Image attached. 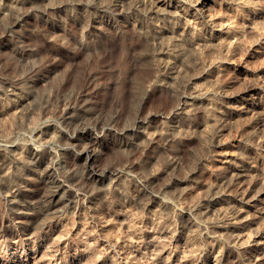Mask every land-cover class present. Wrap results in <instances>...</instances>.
Listing matches in <instances>:
<instances>
[{
	"label": "rangeland",
	"instance_id": "rangeland-1",
	"mask_svg": "<svg viewBox=\"0 0 264 264\" xmlns=\"http://www.w3.org/2000/svg\"><path fill=\"white\" fill-rule=\"evenodd\" d=\"M171 1L172 5H166L164 10L160 9V12H166L158 14L161 19L157 22L161 26L167 23L170 26L176 21L190 30L191 27H196L195 35L199 39L210 38L212 28L209 25L196 23L189 14L180 16L175 12V5L180 2ZM74 5L65 6L66 10L55 11L58 27L54 29L51 38L33 41L24 38L26 41L21 43V46L23 44L43 56L42 65V61H38V68L29 76L38 85L28 87L24 93L23 85L20 86L23 83L19 81L21 73H18V54L12 51L20 28L15 34L0 32V139H17L14 145L19 143L20 146H30L32 133L37 131L35 128L48 116L53 117L54 110L47 111L45 115L41 113L38 107L40 102L52 97L57 89L69 93L76 86L81 88L84 81L81 74L100 68L108 74L97 85L82 88V97H92L93 101L106 104L110 98L118 100L122 105L120 114L123 122L131 113V92L128 91V86L132 84V79L139 78L140 75L147 77V74L154 79L159 74L142 60L144 42L138 28L143 23L147 25L143 16L146 9H142V13L132 9L110 15L102 13V16L91 14L88 19L83 15L85 13L81 6ZM206 9L211 16V26L215 25L213 32L218 36L215 39L212 36L211 45L207 47L195 45L188 50L194 51H191L193 55H189V61L197 56V60L207 64L198 66L196 70H183L180 73L186 79L197 77L194 85L200 89L197 90L202 94L203 102L194 105L193 109L183 115H175L173 119L170 112L174 106L169 93L160 87L148 86L153 79L147 82L149 84H146V91L142 94L145 102L138 108L143 119L152 120L146 131L141 128L138 136L128 142L127 146L120 144L118 132H99L93 134L98 135L99 143L91 156L87 157L78 149L64 158L68 168L78 166L81 172L84 170L85 177L91 179L95 176L98 179L94 182L98 185V191L83 195L84 197L81 195L82 199L72 207L69 199L73 190L66 189L67 192L64 193L62 189L56 196L54 210L48 213L40 209L37 202L42 193L40 174H34L26 186L27 190H22V194L29 199L23 203L24 206H11L7 200V192L0 186V264L18 263H9L8 258L17 244L22 242L26 249L39 250L37 257L41 259L40 264H66L75 254L82 255L78 264H112L113 258L116 259L115 264H202V260L211 257L213 233H209V225L219 221L218 217L225 213L229 217L235 216L228 213V210L230 207L239 208L243 204L240 201L241 195L248 193V198H251L264 185V98L257 105L251 102L255 97H261L264 87V0H207ZM250 9L256 10L257 15H250ZM249 16L251 19H248ZM168 18L174 19V22L170 19L169 23ZM25 19L21 29L24 34L34 36L38 31L49 33L52 30L49 16L42 23H32L33 18L27 16V13ZM162 35L170 44V52L177 53L181 47L171 43L175 41L170 38L171 33L165 29ZM98 41V50H94V43ZM188 50L186 53L190 54ZM175 57L176 54L168 57L163 55L162 61ZM100 59L104 60V67L98 66L97 60ZM6 79L16 81L17 86H10ZM257 86H261V90ZM11 89L14 93L21 94L27 91V99L16 102L15 95L4 94L5 91L13 93ZM54 107L55 104L51 106ZM26 122H29L28 126L25 125ZM48 122L53 124V121ZM41 126L44 127V124ZM53 146L51 144L50 148ZM173 159L178 161L174 170V167H168ZM228 160L235 166L246 165L247 170L242 171V176L227 191L226 194L230 193V196H222L229 201L220 202L208 213L203 212L208 199L214 191L219 190L216 184L225 172ZM108 162L115 163L113 165L116 169L129 165L133 174L140 170L144 174L156 172L161 177V184L175 178L181 182L175 188H158V192H153L160 197H155L149 203L142 200V203V195L135 186L138 178L132 175V170L120 178H116L110 171L98 176ZM151 191V188H147L144 192ZM161 197L168 199L172 205L163 207ZM245 208L250 209L249 220L237 221L243 227L242 241L246 250L251 255H256L253 260L259 257V264H264V237L259 242L256 236L258 230H264V218L258 217L255 207ZM61 210H65V213L62 217H57L62 213ZM245 215L246 212L241 218ZM189 217H197V225L185 227ZM47 219L50 225L56 227L53 235L39 228L40 223L48 221ZM63 222L66 224L64 227L59 224ZM161 235L165 236L163 245L147 252L144 242ZM228 240L229 238L224 237L218 241V246L224 249L218 264H239L237 257L232 254L233 249ZM131 246L137 249L126 260L120 259L119 255L122 257V253L128 252L126 254L129 255ZM117 251L120 253H116ZM151 257L156 259L151 260Z\"/></svg>",
	"mask_w": 264,
	"mask_h": 264
},
{
	"label": "bare ground",
	"instance_id": "bare-ground-1",
	"mask_svg": "<svg viewBox=\"0 0 264 264\" xmlns=\"http://www.w3.org/2000/svg\"><path fill=\"white\" fill-rule=\"evenodd\" d=\"M177 1H179L180 3L182 2V4H174L177 10L175 12H177L180 16H182L183 14H189L191 15V17H193V20L196 23L202 22L204 25H209V27L212 28L210 31V38L205 37L203 39H199V37L195 35V33L197 32H195L196 27H191L190 30L185 27H182V25L179 24L180 22L177 23L176 21L170 26H167L168 23L165 26H161L160 22H157L159 19H161L160 16V18H158V14H166V12H160V9L163 8L164 10L166 9V5H172L171 0H0V32L2 31L14 33L18 30V28H20L18 30V35L16 34V40H14L16 42L12 46V51H16L18 54L17 60L19 61L20 68L18 66L17 67L18 73H21L19 81L23 83H20L21 85H18H23V93L24 90H28V87L32 88V86L38 85V83H36L32 76H29L34 73V71L38 68V63L43 60V56H41L38 52L34 51L33 49L26 48L25 46H23V44L21 46V43L26 41L24 40V38L28 41H33L35 39L41 38H51V36H53L54 34V29L58 27V25L56 24L57 21L55 18V11L57 12L61 9L66 10L65 6L67 7L69 5L70 7L74 4H79L81 6L82 11L85 13L83 15H86L85 17H88V15L91 16V14H95L98 16L102 13H104L105 15H110L119 11L128 12L132 9L142 13V9H146V13L143 16H145V22L147 23V25H143L145 24L143 23L138 28L140 31V37L144 42L142 49V55L144 58L142 60L144 61V63L146 62L150 68L152 67L153 69H155L154 71H158L159 73L157 75L154 74L155 76L153 75L154 79L148 77V74L147 77L145 75L141 77L140 75L139 78L137 77L132 79V84L128 86V91L131 92V98L129 102L131 109V111L129 112L131 113L128 114V116L123 122L121 121L122 114H120L122 105L121 103H119L118 100H111L110 98V100L106 104L97 103V101L95 102L93 101V99H91L92 97L88 99L82 97V88L86 86L92 87L93 85H97V83L100 82V79L102 80L104 76L106 77L108 72L103 70L102 68L97 71L83 72L81 75L83 76L84 81L82 83L83 86L81 88H77V86L75 85L76 88H74L69 93H64V90L57 89L52 97H48L45 100H42L40 102V106H38L41 113L45 115L47 114V111L54 110L53 117L48 116L45 121H42L40 123L41 125L44 124V127L39 124L35 128V130L37 131L32 133L30 146H28L27 144V146L25 144L20 146L18 142L17 145H14L13 143L17 139H0V186L7 192V200L11 204V206H22L23 203L29 201L28 196L26 197L24 194H22V190H27L28 187L26 186L30 182V178L34 174L41 175L40 177L42 178V193L39 195L38 199H36L38 200L37 202L41 207L40 209H43L47 212L54 210L53 208H55L56 205V196L62 189L64 190V193L67 192L66 189L73 190V195L69 199L71 207L73 206V204H77L79 199H82L80 198L81 195L85 196L87 194H90V192H92V194L97 192L98 185L96 186L94 182L98 181V179L95 176L91 179L85 177L84 170H82L81 172L78 166H71L68 168L67 161L65 163L64 158L67 156L68 153L74 152L78 149H81V151H83L87 157L91 156L95 149H97L96 145H98L99 143L98 135L93 134H97L99 132H105L110 130L113 132H118V140L123 146L126 145L128 142L130 143L133 138L138 136L137 133L140 131L141 128H144L146 131L147 127L151 126L152 120L151 118H148L147 120L143 119L139 111L140 109L138 108H140V106L145 102V97H143L142 94H144V92L146 91V84H149L147 82H151V79H153V82L148 86L153 85L155 87H160L162 90H166L167 93H169V99L172 105L174 106V108L170 112V114L172 115L171 117H173V119L175 115H183V113H187L189 110L193 109L192 107L194 105L197 106L198 103L200 104L203 102L202 94L198 92V90L200 91V89L196 88L194 85V80H196L197 77H193V79H186L182 77L183 75L181 76L180 73L183 70H196V68L200 65L205 66L207 63L203 62L202 60H197V56V59L194 56L195 59L189 61V55L190 57H192L193 54L191 53L194 51L190 49L192 51L191 52L188 49L189 47H193L195 45L207 47L211 45V37L213 36L212 38L215 39V36L218 35H215L213 32V28L215 25L211 26L210 24L211 16L208 15L206 9L207 0H196L195 3L194 0ZM249 2L251 3V1ZM249 11H251L250 15H257L256 10L250 9ZM26 13L27 16L29 15L31 16V18H33L32 23H34V21H37V23L38 21L39 23H42L45 17H47L48 19L49 16L50 27L52 30H50L49 33L38 31V33L34 36L32 34V36L30 34H24L21 29L24 26L23 21L26 20ZM248 19H251V16H249ZM173 20L172 22H174ZM177 21H179V19ZM186 21L191 20L186 19ZM161 22L163 23V21ZM90 24L93 25L92 23ZM162 28H165L167 31H169V33H171V35H169L170 38L172 37L175 39V41L171 43L177 45L179 48L181 47V51L178 50L177 53L170 52V44H168L169 42H166L164 40L165 37H163L164 35H162V33L165 29ZM98 44L99 41L94 43V50H98V47L100 45ZM186 49L190 52V54L186 53ZM171 54H176V57L166 62L162 61L164 60L163 55L168 57ZM100 58L102 57L100 56ZM97 61H99L98 66L101 65L102 67H104L103 59ZM42 63L43 61L41 62V65ZM81 75L79 76L82 77ZM6 83L10 84V86H17L16 81L11 79H6ZM259 87L261 90V86ZM262 91L263 94L261 95V97H259V99H256V97L254 96L255 99L251 101L253 105H257L263 100L262 98H264V87L262 88ZM11 92L13 93L5 91L4 94L7 96L15 95L16 102H18L19 99H27V91L25 94H21L14 93L15 91L11 89ZM54 104L55 107L51 108V106ZM48 121H53V124H50ZM28 123L29 122H26L25 125H27ZM51 144L54 146L50 148ZM227 163L228 164L226 165L225 172L222 174L219 183L216 184L219 190L214 191L213 195L210 194L212 195V197L208 199L207 205L205 206L206 208L203 210V212L206 211V213H208L213 209L215 205H218L220 202L225 200L229 201V199H225L222 196H227L230 194H226L227 191L233 186L235 181H237V179L242 176V171L247 170L246 165L235 166L233 165V163H231V160H228ZM113 164L115 163H109L108 165H105V168L102 167L98 176H103L106 171H110L116 176V178H120L122 175L129 174L130 170H132V175L138 178L137 182L135 183V186L138 193L142 195L140 200H144L146 202L148 201V203L154 201L155 197L159 196L158 194H154L153 191H159L158 188L160 187H163L161 189L164 190L166 188H175L179 184V182H181H178V179L176 178L172 180L169 178L170 180L168 183L161 184V177L156 172L144 174L143 170H140L136 173L134 172L133 174V169L129 165H126L123 169H116ZM177 165L178 161L173 159L170 161L169 166H167L170 167V169L171 167H174V170ZM147 188H151L152 191L149 193H145L144 191ZM257 192L258 193L252 196L251 198H248V193H243L240 199L241 203H243V206L241 205L239 208H229L228 213H231L235 216L229 217L225 213V215L218 217L220 218L219 221H214L212 222L211 226L209 225L211 231L213 230V232H209L213 233L211 236V240L213 241L210 251L211 257H207V259L204 261L202 260V264H218V262L220 261L218 259L220 258L221 253L224 252V249L222 250L223 247L218 246L220 243L218 241H221L222 239H224V237L229 238L228 244L232 247V254L234 255V257H237L236 260L239 264H259L260 258L256 257L255 260H253V257H255L256 255L253 256L250 254L249 251L246 250L242 241L243 233L241 232V229L243 227L240 226V224H238L237 222L239 220H249L250 213L248 212H250V209L247 210V208H245L249 206H253V208L255 207V212L256 214H258V217L264 218V185ZM160 199L163 203V207H169V205H172L168 199L163 197H161ZM144 201H142V203ZM261 204L263 205L260 206ZM61 211L62 213L57 215V217H62V215L65 213V210ZM245 212L247 213V215L241 218L242 214ZM198 220L199 219L197 217H189V219H187V224L184 225L185 227L195 226L199 222ZM40 224V227H38L44 230V232H46L47 234L49 233L50 235H53L56 230V227L49 224V220L44 222L42 221V223ZM59 224H61L62 227L66 226L64 222ZM256 236L259 238L258 241L260 242V240H262V237H264V230H258L256 232ZM164 237L161 235L157 238H152V240H150L149 242H144V244L146 245L147 252L154 251L157 247H159L160 244L163 245L162 241ZM130 249L131 250H129V255L126 254L128 252L122 253V257L118 254L120 256V259L123 258L126 260L130 256V254L133 253V251L137 248L131 246ZM38 251L39 250L37 248H33L31 250L26 249L23 242L17 244L14 250L11 251V253L9 254V263L17 261L18 263L16 264H40L41 259L37 257ZM116 253L120 252L117 251ZM150 255H153V253H151ZM53 256H56V254H54ZM80 256L82 257V255L75 254L70 261H66V264H78L77 261L79 260ZM150 259L155 260L156 257H151ZM160 261H162V259ZM112 262V264H115L116 259L114 260L113 258Z\"/></svg>",
	"mask_w": 264,
	"mask_h": 264
}]
</instances>
